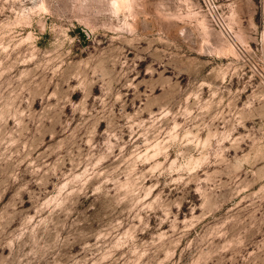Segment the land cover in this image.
<instances>
[{
	"label": "rangeland",
	"instance_id": "rangeland-1",
	"mask_svg": "<svg viewBox=\"0 0 264 264\" xmlns=\"http://www.w3.org/2000/svg\"><path fill=\"white\" fill-rule=\"evenodd\" d=\"M0 264H264V0H0Z\"/></svg>",
	"mask_w": 264,
	"mask_h": 264
}]
</instances>
